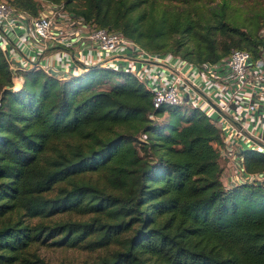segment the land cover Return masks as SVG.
I'll list each match as a JSON object with an SVG mask.
<instances>
[{
    "label": "trees",
    "instance_id": "obj_1",
    "mask_svg": "<svg viewBox=\"0 0 264 264\" xmlns=\"http://www.w3.org/2000/svg\"><path fill=\"white\" fill-rule=\"evenodd\" d=\"M84 1L83 10L71 11L87 22L194 63L232 49L255 57L264 44L263 23L256 34L235 28L216 51L212 30L235 27L227 0L205 18L200 0H177L182 7L165 0L164 8L163 0H116L109 22L99 17L103 0ZM9 3L33 16L41 8L33 0ZM155 4L159 16L145 26L142 12ZM172 33L179 37L170 48L156 46ZM195 35L206 45L191 52L184 39ZM112 75L121 82L100 89ZM22 77L12 90L0 52V264H47L34 246L48 239L100 252L83 264H264V185L223 188L211 146L218 134L205 115L181 106L154 110L124 73L94 68L58 81L33 70ZM244 158L247 170H264V156Z\"/></svg>",
    "mask_w": 264,
    "mask_h": 264
},
{
    "label": "built area",
    "instance_id": "obj_2",
    "mask_svg": "<svg viewBox=\"0 0 264 264\" xmlns=\"http://www.w3.org/2000/svg\"><path fill=\"white\" fill-rule=\"evenodd\" d=\"M259 34L264 37V30ZM47 45L60 51L56 61L43 64L50 58ZM257 50L255 57L232 49L215 62L194 63L149 52L121 33L58 6L33 16L0 0V52L12 76V90L20 89L23 74L33 70L58 81L94 68L128 74L150 95L154 110L181 106L206 116L218 134L211 146L219 156V180L226 190L264 185V170H247L244 158L246 152L264 156V44ZM149 118L160 120L155 113ZM139 139L145 141L146 136Z\"/></svg>",
    "mask_w": 264,
    "mask_h": 264
},
{
    "label": "rangeland",
    "instance_id": "obj_3",
    "mask_svg": "<svg viewBox=\"0 0 264 264\" xmlns=\"http://www.w3.org/2000/svg\"><path fill=\"white\" fill-rule=\"evenodd\" d=\"M8 2H11L13 0H5ZM37 4L41 6L40 10L46 11V9L50 8L51 6H58L63 8L64 10H68L69 12H72L71 10H83L85 8V1L84 0H33ZM116 0H103L104 6L107 8V10H102L99 14V17H103L104 21L109 22L112 17L114 16V6H115ZM201 4L206 5L205 11V17H209L210 14H212L216 9H218L221 6L222 0H200ZM160 7L164 8L166 5L170 6V3L168 1H161L159 2ZM171 4H175L178 7H182L181 4L178 3L177 0H172ZM157 5L155 4L153 6V10H150L149 8L146 9V11L142 14L143 15V23L146 24L152 20V18L157 19L158 13H157ZM227 8L229 12V19L232 20V22L235 24V27L228 28L225 31L221 30H212V38L214 39V42L216 44V51L222 52L226 48V45L231 42V36L235 35V28H238V31L242 33H248L249 31H254L253 34L259 32L262 28L264 23V0H227ZM74 13V12H72ZM140 12H133L132 17L136 16ZM77 16H80L76 13H74ZM104 15V16H103ZM218 24H216L217 28ZM255 26V27H253ZM198 29L201 32H204V27H198ZM260 29V30H259ZM259 30V31H258ZM193 31V30H192ZM199 32L198 34H202ZM176 36L178 38V34L173 35L172 34H166L162 38L158 39V42L156 46L163 47L164 49H168L171 47L173 42V37ZM186 46L191 47V52H193L198 43H201L203 47H205V42L200 41L199 36H196L194 38L187 37L184 39ZM10 48V46H8ZM150 48V47H149ZM153 49H159V48H153ZM173 53H175L173 51ZM178 54L182 57V54L178 52ZM194 55V54H192ZM15 56V55H14ZM17 58V63L20 62V57ZM184 59H187L184 57ZM119 76L112 75L107 78H105V84L104 86H101L100 89L109 88L112 85L119 83ZM189 108L185 109V112H188ZM139 134L137 135V137ZM94 178V177H93ZM51 239H48L44 243H38L35 244L34 250H36L39 257L47 264H83V263H89L91 260L98 257L100 252H89L84 249H78V248H66V247H57L54 245H51Z\"/></svg>",
    "mask_w": 264,
    "mask_h": 264
},
{
    "label": "crops",
    "instance_id": "obj_4",
    "mask_svg": "<svg viewBox=\"0 0 264 264\" xmlns=\"http://www.w3.org/2000/svg\"><path fill=\"white\" fill-rule=\"evenodd\" d=\"M36 49H40L42 50V47L37 45ZM59 49H56V47H52L51 45H47V51L45 52V54H47L50 58H48L47 60H42L41 63H46V62H51L53 60H57V55L59 54ZM65 57L71 59V55L68 52H65Z\"/></svg>",
    "mask_w": 264,
    "mask_h": 264
}]
</instances>
